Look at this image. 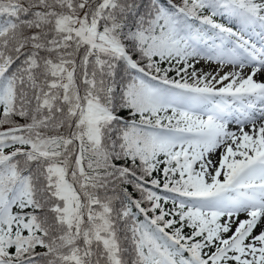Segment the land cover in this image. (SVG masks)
Segmentation results:
<instances>
[{
	"label": "snow or ice",
	"instance_id": "1",
	"mask_svg": "<svg viewBox=\"0 0 264 264\" xmlns=\"http://www.w3.org/2000/svg\"><path fill=\"white\" fill-rule=\"evenodd\" d=\"M0 264H264V0H0Z\"/></svg>",
	"mask_w": 264,
	"mask_h": 264
}]
</instances>
